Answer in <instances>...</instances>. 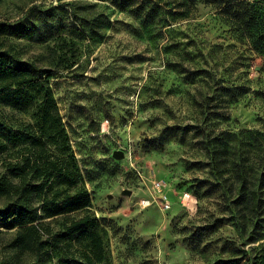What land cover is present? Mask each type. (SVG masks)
Listing matches in <instances>:
<instances>
[{
	"label": "rangeland",
	"instance_id": "1",
	"mask_svg": "<svg viewBox=\"0 0 264 264\" xmlns=\"http://www.w3.org/2000/svg\"><path fill=\"white\" fill-rule=\"evenodd\" d=\"M139 2L0 0V50L51 75L67 139L48 152L69 161L104 233L105 258L91 264H264V186L259 208L246 200L264 169V55L210 4L152 0L147 17ZM36 107L0 103L29 137L0 151V177L40 137ZM56 189L75 191L61 179ZM63 220L42 218L43 239ZM14 232L0 224V263L61 264L50 248L13 246ZM86 242H60V255L87 264Z\"/></svg>",
	"mask_w": 264,
	"mask_h": 264
},
{
	"label": "trees",
	"instance_id": "2",
	"mask_svg": "<svg viewBox=\"0 0 264 264\" xmlns=\"http://www.w3.org/2000/svg\"><path fill=\"white\" fill-rule=\"evenodd\" d=\"M137 1L140 2L136 8L146 7L145 16L157 13L158 7L152 0H113L122 10ZM179 3L188 9L197 3L217 8L219 13L231 20L234 30L243 33L253 48L264 55V0H179ZM6 30L7 26L0 24V33ZM34 32L33 27H22L16 30V35L25 37ZM50 77V73L41 67L15 59L6 50H0V103L23 108L37 104L40 132V137L32 140L23 159L6 160L5 173L0 177V196L6 200L5 205L0 207V224L15 229L11 243L21 251L39 254L50 248V257H56L61 264H68L66 255H60L59 243L81 240L87 242L79 255L87 264L98 263L105 258V239L104 233L96 227L98 219L90 209L89 192L83 186L75 187L74 179H70V163L65 157H54L48 152V144H56L59 138L63 141L67 139L50 89ZM224 89L229 95L236 96L234 89ZM28 139V136L22 138L4 118L0 119V151L6 148L7 143L15 144ZM61 148L65 149L63 145ZM240 177L246 181L245 174L241 173ZM255 177L256 186H248L250 191L246 200L259 208L261 204L258 202L262 199L258 193L264 186V169ZM60 179L66 181L68 188L75 190L67 192L63 198H57V189L49 194L55 181ZM35 198L41 201L40 206L34 203ZM70 212L79 213L74 216ZM57 216L64 219L61 228L52 234L47 232V237L43 239L41 219ZM29 264H38L37 259Z\"/></svg>",
	"mask_w": 264,
	"mask_h": 264
},
{
	"label": "water",
	"instance_id": "3",
	"mask_svg": "<svg viewBox=\"0 0 264 264\" xmlns=\"http://www.w3.org/2000/svg\"><path fill=\"white\" fill-rule=\"evenodd\" d=\"M126 193H130V190L128 189V190L126 191Z\"/></svg>",
	"mask_w": 264,
	"mask_h": 264
}]
</instances>
